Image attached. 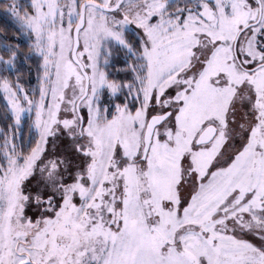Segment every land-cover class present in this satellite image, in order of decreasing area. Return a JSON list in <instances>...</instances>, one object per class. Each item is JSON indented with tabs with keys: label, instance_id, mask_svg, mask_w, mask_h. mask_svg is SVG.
<instances>
[{
	"label": "snow or ice",
	"instance_id": "1",
	"mask_svg": "<svg viewBox=\"0 0 264 264\" xmlns=\"http://www.w3.org/2000/svg\"><path fill=\"white\" fill-rule=\"evenodd\" d=\"M0 15V264H264V0Z\"/></svg>",
	"mask_w": 264,
	"mask_h": 264
},
{
	"label": "trees",
	"instance_id": "2",
	"mask_svg": "<svg viewBox=\"0 0 264 264\" xmlns=\"http://www.w3.org/2000/svg\"><path fill=\"white\" fill-rule=\"evenodd\" d=\"M5 23V17L3 15H0V27H3Z\"/></svg>",
	"mask_w": 264,
	"mask_h": 264
}]
</instances>
